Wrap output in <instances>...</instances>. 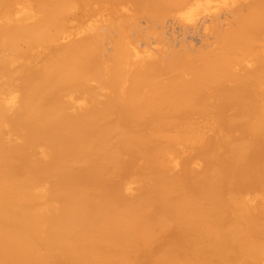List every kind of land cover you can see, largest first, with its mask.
Segmentation results:
<instances>
[{"label":"bare ground","instance_id":"1","mask_svg":"<svg viewBox=\"0 0 264 264\" xmlns=\"http://www.w3.org/2000/svg\"><path fill=\"white\" fill-rule=\"evenodd\" d=\"M224 2L178 48L203 0H0V264H264V0Z\"/></svg>","mask_w":264,"mask_h":264},{"label":"rangeland","instance_id":"2","mask_svg":"<svg viewBox=\"0 0 264 264\" xmlns=\"http://www.w3.org/2000/svg\"><path fill=\"white\" fill-rule=\"evenodd\" d=\"M206 0H203V3H200V4H202L199 8H198V13H197V15L194 17V18H187V17H185V20L184 19H182V18H180V17H176L175 19L173 18L172 20L171 19H167L166 20V23H164V27H165V29H164V31H165V35H167V37L169 38V36L171 37V39L173 38V40L175 39H177V38H179V39H177L176 41H174V42H176L175 44H177V46H178V44H179V46L181 47L182 45H187V46H190V47H192V46H195V48L196 47H200L201 45L200 44H202L203 45V43L202 42H205L206 40L207 41H213V38H212V35H210V32H207L205 29H206V27H208L209 25H211V22H212V20H213V17H214V15H217L221 10V15H223L222 13H224L225 12V16L223 17V16H221V15H218L220 18H219V21H220V23L222 24V25H225V21L226 20H229V16H230V14H228L229 12H228V9H226L225 8V6H224V4L225 5H227L225 2H224V0H210V1H208L207 3H204ZM223 3V4H222ZM200 4H196V5H200ZM222 5V6H221ZM222 7V9H219V8H221ZM225 10H224V9ZM216 9H217V11H216ZM224 11V12H223ZM228 12V13H227ZM213 16H212V15ZM204 15H206V16H204ZM203 16V18H201V17ZM198 17H199V22L197 21L198 20ZM206 17V19H205V21H203L202 19H204ZM226 17V18H225ZM208 18V19H207ZM176 20V21H175ZM144 21V20H143ZM175 21V22H174ZM197 21V22H196ZM142 20L140 21V27L143 29L145 26H149V25H147V23L144 21V22H142ZM171 22V23H170ZM197 24H196V23ZM180 23H182V25L184 26V24L185 25H187V28H183V26L181 27L180 26ZM144 25V26H143ZM166 25V26H165ZM188 26L190 27V28H188ZM169 27H172L171 28V31H169L170 30V28ZM195 27V28H194ZM197 27V28H196ZM147 28V27H146ZM181 28H183V31H180L181 30ZM191 28H193V30H196V32H194L193 30H191ZM172 29H174V30H172ZM186 29V30H185ZM169 31V33H168V31ZM174 31V32H173ZM175 31H178V32H175ZM167 32V33H166ZM190 32V33H189ZM174 34L175 35V37H174V35H171V34ZM182 33V34H181ZM192 33V34H191ZM180 34L183 36V34H184V38L182 37V40H180V37H178V36H180ZM211 34H212V32H211ZM208 36H211V38L210 39H208V38H206V37H208ZM202 38V39H201ZM150 39V38H149ZM148 39H146V40H143L144 41V43H139V41H138V45H140V47L141 48H143V46L145 47V45L147 46V44H149L150 45V48H155L157 45H156V42H157V40H155L154 42H153V40H152V38L150 39V40H148ZM173 40H171L172 41V43H173ZM178 40H179V43H178ZM185 41V42H184ZM209 41V42H210ZM153 42V43H152ZM181 42V43H180ZM152 43V44H151ZM174 44V46H175V48L176 49H178V48H180L179 46H178V48L176 47V45ZM182 44V45H181ZM149 45H148V47H149ZM192 45V46H191ZM200 45V46H199Z\"/></svg>","mask_w":264,"mask_h":264}]
</instances>
